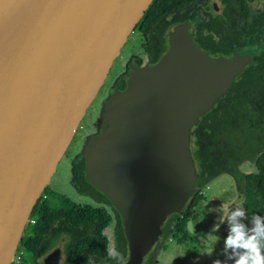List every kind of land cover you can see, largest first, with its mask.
Wrapping results in <instances>:
<instances>
[{
  "label": "water",
  "instance_id": "water-1",
  "mask_svg": "<svg viewBox=\"0 0 264 264\" xmlns=\"http://www.w3.org/2000/svg\"><path fill=\"white\" fill-rule=\"evenodd\" d=\"M153 2L0 0V264H13L42 193ZM166 41L157 62L129 67L83 151L85 180L121 217L120 264H146L173 214L201 193L196 132L258 54L204 50L196 21L171 26ZM61 260L58 248L38 264Z\"/></svg>",
  "mask_w": 264,
  "mask_h": 264
},
{
  "label": "trees",
  "instance_id": "trees-1",
  "mask_svg": "<svg viewBox=\"0 0 264 264\" xmlns=\"http://www.w3.org/2000/svg\"><path fill=\"white\" fill-rule=\"evenodd\" d=\"M197 1L199 0H154L145 19L143 18L146 21L144 26H149V19H163ZM162 38L165 48L164 36ZM261 92L264 95V60L258 57L257 63L246 70L241 79L231 85L219 104L210 110L196 132L197 156L202 166L199 186L203 188L221 174L234 177L243 198L242 208L246 212L244 222L249 223V226L253 215L264 216V108L262 115L255 106ZM200 132L202 137L210 138L213 144L201 145ZM215 142H220V146L216 147ZM215 152L218 155H214ZM243 162L254 163L256 171H242ZM209 165L213 169L208 174ZM214 169L218 171L214 172ZM79 172V167H76L77 183L83 180L84 185L101 195L85 180V175L81 177ZM101 196L104 203L111 204L105 196ZM203 199V194L200 193L182 217L173 214L164 231L166 239L170 235L169 226L174 223L176 233L183 236L181 243L193 241L190 238L188 222H194L197 218L195 209L201 206ZM111 212L116 211L105 207L79 205L66 199L52 207L42 195L25 229L20 249L17 250V255L22 257L19 264L35 263L40 254L51 253L63 240L68 256L64 264H120L127 253V240L121 217L117 213L116 249L111 251V241L106 233L114 220ZM80 230L83 231L79 236L77 232ZM44 246L46 248L42 252ZM160 246L146 264H153V258ZM21 249L29 254V260L23 258Z\"/></svg>",
  "mask_w": 264,
  "mask_h": 264
},
{
  "label": "rangeland",
  "instance_id": "rangeland-1",
  "mask_svg": "<svg viewBox=\"0 0 264 264\" xmlns=\"http://www.w3.org/2000/svg\"><path fill=\"white\" fill-rule=\"evenodd\" d=\"M149 19L147 23L151 22ZM146 23V22H145ZM140 22L134 32L130 35L128 42L122 49L121 55L115 60L102 88L100 89L96 99L88 108L86 115L79 125L78 132L75 135L70 147L66 151L55 171L50 183L46 187V191L42 193L48 203L54 207L58 206L63 199L79 205H91L99 207L100 203L88 193H85L78 187L76 180V167L80 169V176L84 175L85 163L83 161V151L91 136L96 134L101 125V113L104 109L105 102L109 99L114 90L118 89L124 76L130 71L128 64L130 63L136 50L147 60V55L142 46L145 43L142 32L139 30ZM164 25H162V28ZM157 31V30H156ZM127 65V66H126ZM259 99L255 102L258 111L263 115L264 95L261 92ZM200 134L201 145L213 144L210 138H204ZM216 147L220 146V142H215ZM214 155H218L216 152ZM208 174L213 166H208ZM246 173H253L255 170L254 163H246L241 168ZM218 169H214L217 172ZM84 184L83 180L79 183ZM203 186L201 193L207 192L206 201L203 199L199 207H196L197 218L193 222V227L189 229L190 238L193 241L181 243L182 234L176 233L174 223L169 226V237L160 246L159 251L153 258V264H213L217 259L224 261L223 241L227 236V225L220 224L219 228L213 231V228L220 223V212L215 211L214 205L216 201L221 202L224 208H233L236 206L243 207V198L237 189L234 177L229 174H221L214 179L205 189ZM83 190L85 189L82 188ZM221 197V198H220ZM35 210V209H34ZM39 211V207L36 210ZM114 216V212H111ZM115 222L107 230V235L111 241V251L116 249ZM57 227H60L57 225ZM175 232V233H174ZM44 246L41 251L45 250ZM20 249V248H19ZM22 256L25 260H29V254L22 250ZM231 264V261L228 262Z\"/></svg>",
  "mask_w": 264,
  "mask_h": 264
},
{
  "label": "flooded vegetation",
  "instance_id": "flooded-vegetation-1",
  "mask_svg": "<svg viewBox=\"0 0 264 264\" xmlns=\"http://www.w3.org/2000/svg\"><path fill=\"white\" fill-rule=\"evenodd\" d=\"M144 19L141 21L142 24L139 26V30L145 39V43L141 46L147 55V60L140 56V53L136 50L137 53L133 55L128 64L130 68L135 64L141 67L157 62L167 49L166 34L168 29L173 25L190 21H196V40L204 50L212 54L231 55L238 51H250L253 49L259 53L255 56L253 65L257 63L258 57L264 60V0H199L189 7L167 15L163 19L156 20L153 18L147 27L144 26L146 22ZM162 25H164L163 28ZM163 36L165 48L163 47ZM125 86L126 82L125 78H123L118 89L114 90V92L123 90ZM83 161L85 163V159ZM78 187L88 193L90 197L98 200L100 203L99 207L114 210L111 204L102 201V194H97L95 190L84 184H78ZM84 187L85 189L83 190L82 188ZM203 198L206 200L204 194ZM215 203V211L219 212L218 209L221 208V202L216 201ZM113 217L114 226H116L117 212H114ZM82 231L77 232L79 236ZM64 244L63 240L61 245L55 249L60 248L62 251L60 264H64L68 259ZM49 254H40L35 259V263L32 262L31 264H38L40 258H45Z\"/></svg>",
  "mask_w": 264,
  "mask_h": 264
},
{
  "label": "clouds",
  "instance_id": "clouds-1",
  "mask_svg": "<svg viewBox=\"0 0 264 264\" xmlns=\"http://www.w3.org/2000/svg\"><path fill=\"white\" fill-rule=\"evenodd\" d=\"M220 224L227 225V236L223 241L224 261L217 259L213 264H264V216L253 215L245 223L246 212L241 206L218 209ZM111 255V253H110Z\"/></svg>",
  "mask_w": 264,
  "mask_h": 264
},
{
  "label": "built area",
  "instance_id": "built-area-1",
  "mask_svg": "<svg viewBox=\"0 0 264 264\" xmlns=\"http://www.w3.org/2000/svg\"><path fill=\"white\" fill-rule=\"evenodd\" d=\"M21 258H22L21 255H17V254H16V257H15L13 263L19 264V263L21 262Z\"/></svg>",
  "mask_w": 264,
  "mask_h": 264
},
{
  "label": "crops",
  "instance_id": "crops-1",
  "mask_svg": "<svg viewBox=\"0 0 264 264\" xmlns=\"http://www.w3.org/2000/svg\"><path fill=\"white\" fill-rule=\"evenodd\" d=\"M246 163H249V162H243L242 163V165H241V168L243 167V165L244 164H246ZM209 184H211V183H209ZM209 187V186H208ZM207 188V186L205 187V189ZM204 197H207V192H206V190L204 191ZM206 201V200H205ZM202 206V205H201Z\"/></svg>",
  "mask_w": 264,
  "mask_h": 264
}]
</instances>
